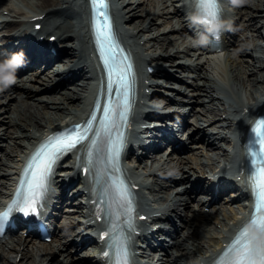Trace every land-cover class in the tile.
<instances>
[{
    "label": "bare ground",
    "instance_id": "bare-ground-1",
    "mask_svg": "<svg viewBox=\"0 0 264 264\" xmlns=\"http://www.w3.org/2000/svg\"><path fill=\"white\" fill-rule=\"evenodd\" d=\"M125 1H127V5L124 8L123 13H125V16L122 19L127 18L126 24L129 31L122 29L121 34L124 39L128 40V48L137 55L144 70L146 66L156 68V74L152 75H155L156 79L153 77L152 80H155V83H161L162 81L163 84V86H157L156 88L150 87L169 94L175 93V99L178 97L181 99L179 106L182 108H184L182 102H191V104H189L190 102L187 104L188 107L190 106V110L183 109L181 112H186L188 116L191 115L195 120V125L199 126V128L197 130L192 129L193 134L188 137V140H201V144H205L209 148L218 146L216 155L221 154L225 158L230 165L226 172L232 173L231 167L234 166L236 158L222 148V145L228 143L225 134L232 131L235 119L237 120L240 117L242 111L249 109V106L244 105L246 99L249 98L250 104H253L257 98L261 97L255 95L256 98L254 99V95H251V93H249V97L246 93L238 94L245 84H247L246 87L251 89L261 90L260 95H262L264 90V0H242L241 3L233 8L234 17L238 18L239 29L237 30L238 33L236 32L232 38L231 36L226 37L227 57H230L229 47L231 46L234 48V52L239 55V59L237 58L236 60L242 63L243 66L235 70L236 74L231 67L226 70L229 86L221 83L226 81L225 79H220V81L213 79L212 71H207L203 66L196 65L197 67L193 68L191 74L185 73L188 71V67L179 64L180 61L186 60V55L179 52L183 43H178V34L174 32V26L165 21V17L168 16L165 14L166 7L164 10L156 9L153 3L154 0H123V2ZM182 2L181 8L183 6ZM85 9L84 0H0V23L6 24V22H9L11 24L18 22L25 29H31L33 25L41 24L42 27L39 34L41 36L45 34H49V36L55 35L61 47L57 51L55 50L56 57H52L50 54L48 57H41L43 62L39 65V68L32 70V73L38 74L40 69V74L44 78H38V76L31 74L30 80L38 82L40 85L35 88V92H26V95L30 97L28 99L36 101L33 103H38V98H36L38 92L42 96L49 94L45 92L48 91L46 88L53 85L56 79H62L52 86L59 91L60 96L54 101L56 104L48 108L57 110L53 113L48 111L39 112L35 117L31 116L35 122L31 126H27L26 112L21 109L29 104L26 101H18L17 94H9L3 97L2 102H0V143H2L0 145L2 157L0 180L2 181L0 182H7V174L4 171L8 170V173H12L13 167L19 165L21 155L26 152L37 137L39 138L43 133L48 132L57 125L58 120L55 116H59L60 119V116L64 113L68 118L83 115V106H85L88 98L94 92V90L91 91L90 89L91 80L96 78L94 62L90 56L91 52L88 48L84 30ZM67 17L75 20V27L72 26V21L66 19ZM30 19L35 21L30 23ZM63 22L66 23L62 24ZM72 27L77 29L72 30ZM22 33L24 36L26 34L25 30ZM238 34L241 36H238ZM238 37H243V39L240 40ZM243 40L246 41L247 45L243 43ZM66 42L68 43L66 44ZM149 55H158V58H149ZM227 61L231 63L229 58ZM176 63L177 65H175ZM158 66H164V70L158 71ZM165 71L174 73L175 77ZM222 73L220 72L218 76L221 77ZM69 74L70 76H68ZM185 75L188 77H185ZM190 76L193 79H190ZM37 78L40 80H37ZM171 79L185 82L180 81L183 86L177 87L172 82H169ZM66 82L70 83L72 87H67L65 85ZM57 84L60 87L57 88ZM62 84L63 87L61 88ZM174 87H177L178 90H182L181 87H184L183 95H178L177 92H174L172 90ZM11 99L15 100L13 107L9 102ZM37 105H41L40 107L42 108L40 109L46 106L45 103ZM11 110H13V113H11ZM70 111H73V113ZM61 120L62 118L59 121ZM16 121H19L18 125ZM11 127L16 130L11 132ZM178 128L183 130V126H178ZM184 133L186 132H181L180 138ZM177 134H179V131L175 133V136ZM201 149L202 146H198L192 151L194 154L192 157L183 156V158H180L181 161L179 163L184 165L181 170L184 177L187 176L188 172H194L197 175L189 160L194 161V163L200 161L198 155L202 152ZM5 161H9V167H7ZM210 163H213V160H209ZM211 167L212 170L216 169L214 166ZM211 169L207 168V171H211ZM75 193L74 188L70 192L71 196L68 194L66 200L63 201L72 209L69 219H76L79 217V213L82 214L83 212L81 203H78L81 197H75ZM223 211H225V208H223ZM236 214L237 212H235L234 216ZM225 218L228 221L230 220L227 216ZM189 226L188 222L180 223L173 231H170L168 237L171 241V247H164L160 250L163 254L162 264L180 263V260L177 261L174 258H170L168 261L167 254L169 252L177 254L175 255L176 259L182 258L181 254H183L189 261H196L197 258L194 253H186V244H189V239L194 235L192 237L195 242L193 246L203 255L211 250L213 251L222 242L227 229L226 226V228L221 227L208 232L204 227L199 226V228L195 229ZM205 245L207 246L206 249H204ZM11 248L20 250V246H12ZM27 248V246L22 245L23 256L19 264H30L29 262L25 263L29 254ZM173 251L176 253H173ZM6 255H9V252ZM8 258L9 260H5V264H9L10 257ZM48 258H55L52 252H46L45 257H41L43 261ZM0 264H3L2 260ZM48 264L52 263L49 262Z\"/></svg>",
    "mask_w": 264,
    "mask_h": 264
},
{
    "label": "snow or ice",
    "instance_id": "snow-or-ice-1",
    "mask_svg": "<svg viewBox=\"0 0 264 264\" xmlns=\"http://www.w3.org/2000/svg\"><path fill=\"white\" fill-rule=\"evenodd\" d=\"M92 5L91 31L93 43L100 60L106 99L95 102L102 115L89 114L80 124H73L43 140L25 162L22 173L25 179L18 182L13 199L0 211V232L3 222L14 212L25 216L38 211L40 201L47 191V183L56 162L70 151H77V165L82 167L94 184L95 203L99 206L97 218L102 221L101 241L109 249L103 253L108 264H134L131 240L137 231V221L142 217L135 210L131 185L126 181L120 166V155L126 142V124L131 111V93L134 85L130 57L120 55L110 20L107 0H90ZM239 4L242 0H232ZM193 11L205 20L220 18L218 0H191ZM39 27V25H37ZM216 32H213V36ZM255 149L245 145L252 170L247 174L252 194V210L248 220L264 232V119L253 123ZM248 221H246L247 223ZM255 256L264 264V243L253 249L248 230L242 224L212 264H255Z\"/></svg>",
    "mask_w": 264,
    "mask_h": 264
},
{
    "label": "clouds",
    "instance_id": "clouds-1",
    "mask_svg": "<svg viewBox=\"0 0 264 264\" xmlns=\"http://www.w3.org/2000/svg\"><path fill=\"white\" fill-rule=\"evenodd\" d=\"M189 22L192 25L202 26L208 35H212L221 27L219 19L205 20L204 17L198 16L195 12L189 17ZM23 63V52L14 53L11 56L0 60V90L6 89L16 83V71ZM249 237L252 241L253 249H257L261 243H264V232H261L254 225H249ZM255 264H260V260L255 256Z\"/></svg>",
    "mask_w": 264,
    "mask_h": 264
}]
</instances>
